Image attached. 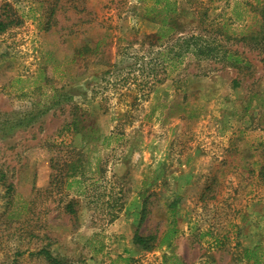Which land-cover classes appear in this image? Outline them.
Returning <instances> with one entry per match:
<instances>
[{
	"label": "rangeland",
	"instance_id": "1",
	"mask_svg": "<svg viewBox=\"0 0 264 264\" xmlns=\"http://www.w3.org/2000/svg\"><path fill=\"white\" fill-rule=\"evenodd\" d=\"M152 1L0 0V264H251L264 245V52L236 13L255 0H172L249 67L160 54ZM174 221L172 244L134 241Z\"/></svg>",
	"mask_w": 264,
	"mask_h": 264
},
{
	"label": "trees",
	"instance_id": "2",
	"mask_svg": "<svg viewBox=\"0 0 264 264\" xmlns=\"http://www.w3.org/2000/svg\"><path fill=\"white\" fill-rule=\"evenodd\" d=\"M244 4L248 5V2H239L237 5ZM255 9L252 10L253 15L238 14V19L244 22L242 26V32L240 31V40L247 43L250 48L259 49L264 52V0H255ZM179 9L175 1L172 0H154L150 3H145L142 10V16L159 23V28L155 33L156 44H165L167 40L174 41L172 47L165 48L160 52L163 56L167 53L172 55V58L183 59L188 55H192L196 60H207L211 59L214 61H225L235 66L243 65L249 67L250 60L236 52H232L220 43L217 42L216 36L214 38H207V36L201 31L193 30L189 34H185V31L181 28V24L176 17ZM255 22L252 23V21ZM256 25L255 30H245L248 27ZM8 27V24L4 21H0V32L4 31ZM199 27V25H198ZM247 33V34H246ZM264 61V58H262ZM238 82H236V85ZM75 126L78 123L73 122ZM84 141H96L101 138V133L98 129H91L85 125L81 128ZM111 136H104V139H109ZM105 142V141H104ZM103 142V143H104ZM107 146V143H104ZM259 175L264 179V165L260 167ZM173 205V203H171ZM144 202L143 211L146 208ZM170 206L168 212L170 216H173L175 210ZM178 232V228L174 222H169L162 234H148L144 235L139 232L134 234V241L143 248L150 249L154 245L161 246L164 244H172L175 235ZM244 258L251 264H264V245L258 244L252 247H247L243 250Z\"/></svg>",
	"mask_w": 264,
	"mask_h": 264
}]
</instances>
